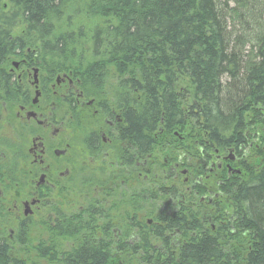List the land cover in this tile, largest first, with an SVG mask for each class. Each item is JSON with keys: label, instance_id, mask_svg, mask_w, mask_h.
Instances as JSON below:
<instances>
[{"label": "trees", "instance_id": "trees-1", "mask_svg": "<svg viewBox=\"0 0 264 264\" xmlns=\"http://www.w3.org/2000/svg\"><path fill=\"white\" fill-rule=\"evenodd\" d=\"M220 1L0 0V53L8 45L12 57L70 72L92 89L112 79L126 139L159 142L177 131L186 146L171 149L169 161L184 152L196 159V143L206 153L224 149L264 123V0ZM241 171L221 188L218 217L208 216L214 230L205 218L201 237L138 261L264 264V166ZM1 241L0 264L24 262L8 258ZM86 243L57 261L102 262L99 245Z\"/></svg>", "mask_w": 264, "mask_h": 264}, {"label": "flooded vegetation", "instance_id": "flooded-vegetation-1", "mask_svg": "<svg viewBox=\"0 0 264 264\" xmlns=\"http://www.w3.org/2000/svg\"><path fill=\"white\" fill-rule=\"evenodd\" d=\"M10 52L0 53V240L8 258L24 262L6 264H83L57 260L92 240L105 256L88 264H146L140 254L201 237L205 218L214 230L208 216L218 217L221 188L243 163L264 166V123L244 143L206 153L198 142L196 159L184 152L169 161L187 136L126 139L114 92ZM29 232L37 233L32 261L10 245H27Z\"/></svg>", "mask_w": 264, "mask_h": 264}, {"label": "rangeland", "instance_id": "rangeland-1", "mask_svg": "<svg viewBox=\"0 0 264 264\" xmlns=\"http://www.w3.org/2000/svg\"><path fill=\"white\" fill-rule=\"evenodd\" d=\"M234 4L235 3H233L231 0L228 1V6L229 7H233ZM226 14H227V12H226ZM242 50H243V54L244 55H246V56L249 55V58H252V55H250L251 48H250V46L248 44L244 45V48ZM113 84H114V81L112 79L111 80H107L106 79L104 85L100 89L101 92L105 91L107 93V95H109L110 93H113L114 90H115V88H113ZM93 93H95V92H93ZM262 117H263V120H264V110L262 111ZM32 229L35 230L34 228H32ZM7 233H8V231L5 230V234H7ZM36 235H37V233L36 234L34 233L32 235H31L30 232L28 233V235L26 237L27 238V242H28L27 245L18 246V244H16V242H14L13 240H12V243H10V245L13 246L16 249L17 253H19V254H21V252L29 253L28 254V258L30 259V261H32V258H31L32 254L30 253L29 248H31L30 246H32L30 244L35 242ZM24 255L26 256L27 254H24Z\"/></svg>", "mask_w": 264, "mask_h": 264}]
</instances>
